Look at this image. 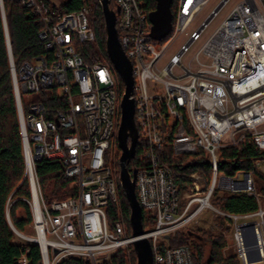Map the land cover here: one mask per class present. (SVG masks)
Masks as SVG:
<instances>
[{
    "label": "built area",
    "instance_id": "obj_1",
    "mask_svg": "<svg viewBox=\"0 0 264 264\" xmlns=\"http://www.w3.org/2000/svg\"><path fill=\"white\" fill-rule=\"evenodd\" d=\"M10 1L33 10L42 25L39 38L45 54L16 63L5 3L0 0L24 174L31 188L28 202L44 264L71 258L105 264L118 252L133 248L137 240L123 214L113 216L110 211L120 206L119 174L117 178L114 167L122 154L117 72L108 65L89 64L82 55L84 46L96 39L93 20L101 2L58 14L43 0ZM209 1L177 0L175 25L166 39L156 42L144 0H110V9L120 10L116 28L133 65L131 99L137 141L142 144L135 168L136 197L149 224L144 235L151 244L153 264H194L190 247H174L172 242L206 210L221 221L223 235H229L224 249H232V255L226 258L239 264H264V180L259 177H264V157L254 161L251 171L233 175L219 171L221 149L251 138L264 151V0L241 1L185 65L184 57L231 0H221L198 28L188 32ZM182 34L187 39L167 57ZM157 43L162 44L160 49ZM52 91L56 96L49 102L52 97L44 92ZM31 95L38 99L27 102L25 96ZM165 147H170L174 158L204 153L213 173L210 184L205 186L199 173H182L189 181L181 194L179 168L192 163H174L163 153ZM42 160L62 164L63 177L72 181L75 196L46 204L36 169ZM216 191L254 198L258 208L232 214L214 203Z\"/></svg>",
    "mask_w": 264,
    "mask_h": 264
},
{
    "label": "trees",
    "instance_id": "obj_2",
    "mask_svg": "<svg viewBox=\"0 0 264 264\" xmlns=\"http://www.w3.org/2000/svg\"><path fill=\"white\" fill-rule=\"evenodd\" d=\"M50 6V0H43ZM60 5H51L52 10L58 14H68L79 11L85 5H95V0H62ZM149 12L156 11L154 0H144ZM177 0L172 6L173 25H175ZM7 14L10 38L12 43L13 56L18 64L31 62L36 57L45 54L44 44L39 38L42 25L38 16L31 9L10 1L4 0ZM115 9V4H111ZM0 19V264H23L26 259L27 264H44L40 244L18 239L17 233L25 234L30 226H34L32 209L28 201L31 200V188L29 181L25 179V160L23 152V139L19 120L18 107L14 95L13 82L10 72L9 59L5 35ZM93 26L96 31L95 43L84 46L82 55L89 64L108 65L115 73L112 63L107 54L106 26L101 6H97L95 11ZM119 86V95L122 99L125 91L124 84L116 74ZM44 96L52 97L55 92H44ZM53 107V104H46ZM142 151L141 141L137 145V158L131 162L129 169H137V159ZM163 153L166 154L174 163H192V165L179 168L177 182L180 184V193L186 190V183L189 181L182 176V173H199L205 186L210 184L212 179V169L208 163V157L203 153L193 157L174 158L170 147H165ZM264 157V151L258 150L251 138H246L240 145L228 149H221L219 152V171L226 175H233L237 171H251L255 169L254 161ZM119 156L114 161L116 177L120 171ZM37 175L41 191L46 204H51L55 200H63L75 196L76 189L71 188L72 181L63 177V167L60 162L42 160L36 166ZM264 180V177L259 176ZM120 206L111 207L113 216L122 213L131 231L130 214L131 209L124 190L120 184L118 186ZM264 191V189H263ZM214 203L224 208L232 214H248L256 211L258 206L254 198L246 196H229L225 193L214 194ZM10 216V219L8 218ZM143 227L146 229L149 224L146 221V213L143 212ZM222 226V225H221ZM16 231V232H15ZM190 235L197 236L200 246H209V252L205 254L199 246L192 251L194 264H239L234 258L224 256V248L227 246L225 235H215L212 231L198 230V233L188 232ZM192 238V237H191ZM184 232H178L172 242L174 247L188 246ZM61 264H89L88 261L78 259H68ZM105 264H137V257L134 248L127 251L118 252L110 261Z\"/></svg>",
    "mask_w": 264,
    "mask_h": 264
},
{
    "label": "water",
    "instance_id": "obj_3",
    "mask_svg": "<svg viewBox=\"0 0 264 264\" xmlns=\"http://www.w3.org/2000/svg\"><path fill=\"white\" fill-rule=\"evenodd\" d=\"M157 4L156 11L150 14V22L153 25L151 37L156 42L166 39L172 31L173 14L172 6L175 0H154ZM106 26V45L107 54L114 70L121 78L125 91L121 99V125L118 133V146L122 154L120 155L119 184L124 190L128 200L131 214L130 225L133 237H140L145 234L143 227V210L139 204L136 193L137 170L129 169L130 163L134 160L137 153L139 133L135 122V102L131 99L134 95V74L131 60L124 52L119 40L116 28L117 14L110 9V0H100ZM9 216V214H8ZM10 219V216L8 217ZM16 232V231H15ZM18 235L30 242L41 245V239L25 238L20 233ZM192 238L199 239L195 235ZM200 240V239H199ZM137 257V264H153V253L149 240H137L133 244ZM56 252V251H55Z\"/></svg>",
    "mask_w": 264,
    "mask_h": 264
},
{
    "label": "rangeland",
    "instance_id": "obj_4",
    "mask_svg": "<svg viewBox=\"0 0 264 264\" xmlns=\"http://www.w3.org/2000/svg\"><path fill=\"white\" fill-rule=\"evenodd\" d=\"M220 1L221 0H210L209 3L206 6H204L201 11H199L198 15L195 17V19H194L191 27L189 28L188 32H192L193 30L198 28V25H200L210 15V13L212 12V9L215 8L219 4ZM241 1H243V0H231L228 3L226 8L223 10L224 12H222V14L212 22L211 27L203 34L202 39H200V41L197 44H195L194 47L191 49V51L184 57L183 63L185 65H188V63L192 59V57L205 44L207 39L213 35V32L220 26L222 21L226 18L227 14L234 7L239 5V3ZM62 2H63L62 0H53V2L51 1V5L58 6ZM186 39H187V37H185L184 34L180 35L178 37L177 41L175 42V44L168 51L167 57H169L171 54L175 53L176 50L179 48V46L181 44H183ZM92 44L94 45L95 48H97L95 41L92 42ZM156 46L158 49H160L162 44L157 43ZM37 99H38V97L36 95L25 96V100L27 102L35 101ZM75 101L78 102L79 99L75 98ZM112 167H113V165H112ZM152 229H153V226L148 228V230H152ZM25 230H26V232H25V234H21L22 236H24L25 238L27 237V238H31V239H36L37 233H36V229L34 226H30ZM198 230H205V231L210 230L215 235H221V234H223L224 228H223V226H221V221L216 217L215 214H213L211 211H207V210L205 212H203L200 215V217L197 219V221L193 222L191 225H189L188 227H186L182 231V232H184V236L187 239L186 242L188 243V246L190 247V250H192V251L197 250V248L200 246V242H199V240L195 239L194 237L193 238L189 237L188 232H193L196 234V233H198ZM225 235H226L225 238L227 241L229 238V235L227 233H225ZM17 237H18V239L28 241L27 239H24L23 237H21L18 234H17ZM135 242H137V241H135ZM227 243L229 245V242H227ZM201 248L203 249L205 254L209 252V250H208L209 246L208 245L202 246ZM223 253H224V256H228V255L231 256L232 255V249H230V251H229V249H224Z\"/></svg>",
    "mask_w": 264,
    "mask_h": 264
},
{
    "label": "bare ground",
    "instance_id": "obj_5",
    "mask_svg": "<svg viewBox=\"0 0 264 264\" xmlns=\"http://www.w3.org/2000/svg\"><path fill=\"white\" fill-rule=\"evenodd\" d=\"M142 239H146V238H145V235L140 236V237H135V240H142Z\"/></svg>",
    "mask_w": 264,
    "mask_h": 264
}]
</instances>
